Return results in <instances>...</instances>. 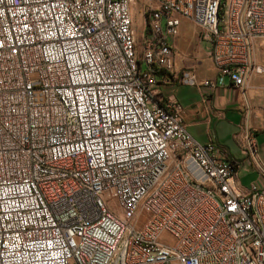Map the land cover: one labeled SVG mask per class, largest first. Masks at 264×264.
<instances>
[{"label":"built area","instance_id":"built-area-1","mask_svg":"<svg viewBox=\"0 0 264 264\" xmlns=\"http://www.w3.org/2000/svg\"><path fill=\"white\" fill-rule=\"evenodd\" d=\"M142 1L138 52L136 0H0V264H264V184L240 191L153 94L180 19L215 70L202 86L263 73L264 0Z\"/></svg>","mask_w":264,"mask_h":264},{"label":"crops","instance_id":"crops-1","mask_svg":"<svg viewBox=\"0 0 264 264\" xmlns=\"http://www.w3.org/2000/svg\"><path fill=\"white\" fill-rule=\"evenodd\" d=\"M147 36L148 32L143 40ZM260 52L262 59L255 61L258 65L264 62L261 42L256 45V58ZM177 78L172 70L166 80L159 76L154 99L159 103L175 102L181 108L185 132L198 144L211 143L218 159L235 163V183L240 191L252 183L261 187L264 184V74L249 77L240 89L233 88L227 78L222 85L212 87L202 86L203 81L193 86L181 84ZM206 81L213 84L214 69ZM250 145L254 146V155Z\"/></svg>","mask_w":264,"mask_h":264},{"label":"rangeland","instance_id":"rangeland-1","mask_svg":"<svg viewBox=\"0 0 264 264\" xmlns=\"http://www.w3.org/2000/svg\"><path fill=\"white\" fill-rule=\"evenodd\" d=\"M141 1L142 0H136L135 4L131 6L130 9L134 29V41L138 52L140 51L141 43L144 42L143 37L148 32L140 8ZM197 33V29L190 22L180 19L179 36L174 39L172 43L175 56L171 70L176 72L178 78L183 73H187L192 75L196 82H202L207 80L213 66L207 56L206 48L198 41ZM256 59H262V52L259 53V56ZM262 74H264V72L259 75ZM106 202L110 206L113 205V198L110 192L106 194ZM161 240L167 244H171L170 239L166 234L161 236Z\"/></svg>","mask_w":264,"mask_h":264},{"label":"bare ground","instance_id":"bare-ground-1","mask_svg":"<svg viewBox=\"0 0 264 264\" xmlns=\"http://www.w3.org/2000/svg\"><path fill=\"white\" fill-rule=\"evenodd\" d=\"M146 21V25H147V29H149V20L148 19H144ZM148 40V36L144 39V42ZM133 48H136V45H135V41H134V38H133Z\"/></svg>","mask_w":264,"mask_h":264},{"label":"water","instance_id":"water-1","mask_svg":"<svg viewBox=\"0 0 264 264\" xmlns=\"http://www.w3.org/2000/svg\"><path fill=\"white\" fill-rule=\"evenodd\" d=\"M263 262H264V258H263Z\"/></svg>","mask_w":264,"mask_h":264}]
</instances>
